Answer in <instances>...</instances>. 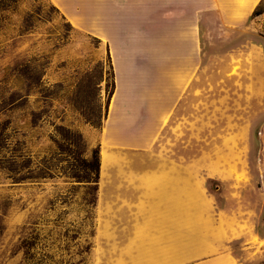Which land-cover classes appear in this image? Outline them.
<instances>
[{
	"label": "rangeland",
	"instance_id": "obj_1",
	"mask_svg": "<svg viewBox=\"0 0 264 264\" xmlns=\"http://www.w3.org/2000/svg\"><path fill=\"white\" fill-rule=\"evenodd\" d=\"M217 53L149 148H114L102 134L113 88L105 46L49 0H0V124L9 148L21 139L34 168L55 156V140L67 129L82 135L84 157L95 147L100 152L96 192L70 177L79 169L71 152L61 162L52 158L66 171L53 177L13 186L0 170V264H111L119 235L136 217L132 202L151 185L149 171L161 172L152 184L167 185L163 172L178 183L191 175L236 235L235 251L248 245L247 263L264 262V83L255 81L248 60L233 65ZM35 219L40 234L24 261L18 227Z\"/></svg>",
	"mask_w": 264,
	"mask_h": 264
},
{
	"label": "crops",
	"instance_id": "obj_2",
	"mask_svg": "<svg viewBox=\"0 0 264 264\" xmlns=\"http://www.w3.org/2000/svg\"><path fill=\"white\" fill-rule=\"evenodd\" d=\"M49 1L107 50L114 89L102 134L111 147L149 148L213 51L219 59L231 57L233 65L248 60L255 81L264 83V0ZM257 9L262 12L254 14ZM102 154L103 167L108 154ZM259 161L264 165V143ZM145 173L151 185L132 202L136 217L129 233L119 235V255L111 264H248L250 246L235 251L236 235L191 175L178 183L163 172L166 185L152 184L161 172Z\"/></svg>",
	"mask_w": 264,
	"mask_h": 264
},
{
	"label": "trees",
	"instance_id": "obj_3",
	"mask_svg": "<svg viewBox=\"0 0 264 264\" xmlns=\"http://www.w3.org/2000/svg\"><path fill=\"white\" fill-rule=\"evenodd\" d=\"M261 12V9H257L254 14H260ZM112 87L113 92L114 79L112 81ZM6 131V126L0 124V170L5 171V179H8L11 185L15 186L27 181H36L38 179L53 177L54 174H64L66 171H64L63 167L53 163L52 158H56L61 162L65 159L63 156L71 152L72 157L76 162L74 166L79 169H74L70 177L76 178L79 182L86 183V185L91 187L94 192L98 190L100 176L99 147L91 149L89 156L84 157L83 153L87 151V144L79 132L68 134L69 131L67 129H65V134L59 132V134H61V139L55 140V156L51 158L45 157V159L36 162V165L33 168L32 158L23 149L24 142L15 137L13 146L9 148L10 144H12L10 142L11 137ZM68 140L69 143H67ZM72 146L75 147L74 150L71 149ZM4 150L5 152L2 154ZM7 152H9V155H7ZM38 223L39 222L35 219L21 224L18 227L20 230V237L18 239L17 250L22 252L24 261L27 259V255L30 254V251L34 248L36 240L40 234ZM20 264L25 263L23 262Z\"/></svg>",
	"mask_w": 264,
	"mask_h": 264
},
{
	"label": "bare ground",
	"instance_id": "obj_4",
	"mask_svg": "<svg viewBox=\"0 0 264 264\" xmlns=\"http://www.w3.org/2000/svg\"><path fill=\"white\" fill-rule=\"evenodd\" d=\"M103 155V154H102Z\"/></svg>",
	"mask_w": 264,
	"mask_h": 264
}]
</instances>
